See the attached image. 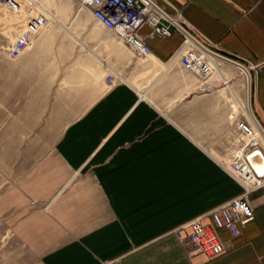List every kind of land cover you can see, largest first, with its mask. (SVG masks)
Returning a JSON list of instances; mask_svg holds the SVG:
<instances>
[{
    "label": "crops",
    "instance_id": "0c3cea01",
    "mask_svg": "<svg viewBox=\"0 0 264 264\" xmlns=\"http://www.w3.org/2000/svg\"><path fill=\"white\" fill-rule=\"evenodd\" d=\"M12 1L0 7L24 25L48 20L19 56L0 58V149L17 160L0 216L28 251L42 264H264V189L240 236L216 230L219 255L201 253L188 228L173 233L241 192L223 165L235 123L258 128L243 70L176 27L164 37L141 24L143 57L82 0ZM152 1L247 67L264 127V0Z\"/></svg>",
    "mask_w": 264,
    "mask_h": 264
},
{
    "label": "built area",
    "instance_id": "2783aa9c",
    "mask_svg": "<svg viewBox=\"0 0 264 264\" xmlns=\"http://www.w3.org/2000/svg\"><path fill=\"white\" fill-rule=\"evenodd\" d=\"M7 1L15 6L12 0ZM94 20L104 28L114 31L139 55L148 57L151 49L136 31L143 23L148 24L153 33L169 36L172 28H178L173 20L152 0H82ZM47 17L36 14L26 21L18 37L8 47L11 57H17L30 45L34 35L46 25ZM179 24V23H178ZM186 62L192 59L184 56ZM113 76L108 77L112 82ZM241 130L236 146L229 159L223 165L226 172L240 185L241 192L234 198L212 208L207 214H201L173 230L179 238V232L188 228L191 243L203 254L212 257L221 254L226 246L219 239L216 230H226L231 238L240 236L245 226L253 220L254 214L249 203L250 195L264 189V136L258 128L248 129L235 123ZM208 216L211 225H205L203 219Z\"/></svg>",
    "mask_w": 264,
    "mask_h": 264
},
{
    "label": "rangeland",
    "instance_id": "374dc122",
    "mask_svg": "<svg viewBox=\"0 0 264 264\" xmlns=\"http://www.w3.org/2000/svg\"><path fill=\"white\" fill-rule=\"evenodd\" d=\"M84 10L86 9L84 8ZM1 15L6 18L2 19ZM9 17H11L10 20ZM92 21L94 24L96 23L93 19ZM24 22L25 18H21L14 13L9 14L0 7L1 59H9L11 57L8 53V47L13 42V39L19 36L15 34H19L22 31V28L25 27ZM96 26L100 25L96 24ZM13 32L14 34L10 35V33ZM10 151L14 152L15 150L0 149V192L12 183L11 178L14 179L15 174H17L15 171L17 160L9 154ZM5 224L6 222L3 217L0 216V264H42L40 260L29 252L19 241L15 232L10 228H7Z\"/></svg>",
    "mask_w": 264,
    "mask_h": 264
},
{
    "label": "water",
    "instance_id": "95a60500",
    "mask_svg": "<svg viewBox=\"0 0 264 264\" xmlns=\"http://www.w3.org/2000/svg\"><path fill=\"white\" fill-rule=\"evenodd\" d=\"M173 22L181 31H183L191 40H193L202 49L211 53L212 55H215L221 59L227 60V61L239 66L243 70V72L245 73L246 79H247V107H248V112L250 114L252 121L254 122L255 125H257L258 129L261 131V133L264 136V127L261 125V123L259 122L257 117L254 116V113H253L252 108H251V76H250V72L247 69V67L242 62H240L238 60L232 59L230 57H227L221 53H218V52L208 48L206 45L202 44L198 39H196L193 35H191L188 31H186L176 21H173Z\"/></svg>",
    "mask_w": 264,
    "mask_h": 264
}]
</instances>
